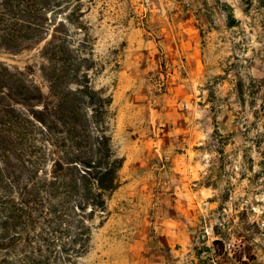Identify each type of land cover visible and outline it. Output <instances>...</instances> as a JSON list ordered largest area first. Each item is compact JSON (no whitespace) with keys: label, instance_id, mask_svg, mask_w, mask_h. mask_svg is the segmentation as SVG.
I'll use <instances>...</instances> for the list:
<instances>
[{"label":"rangeland","instance_id":"rangeland-1","mask_svg":"<svg viewBox=\"0 0 264 264\" xmlns=\"http://www.w3.org/2000/svg\"><path fill=\"white\" fill-rule=\"evenodd\" d=\"M86 4L122 165L80 264H199L220 237L264 264V0ZM38 47L0 62L44 87Z\"/></svg>","mask_w":264,"mask_h":264},{"label":"trees","instance_id":"trees-1","mask_svg":"<svg viewBox=\"0 0 264 264\" xmlns=\"http://www.w3.org/2000/svg\"><path fill=\"white\" fill-rule=\"evenodd\" d=\"M87 8L86 0H0V51L39 46L45 83L30 65L0 62V264H80L119 186L109 97L90 81ZM195 256L259 264L246 245L230 253L221 237Z\"/></svg>","mask_w":264,"mask_h":264}]
</instances>
